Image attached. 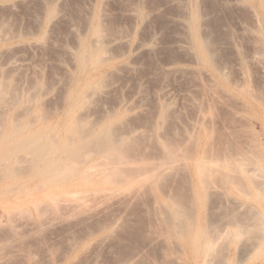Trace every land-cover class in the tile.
<instances>
[{"label":"rangeland","instance_id":"374dc122","mask_svg":"<svg viewBox=\"0 0 264 264\" xmlns=\"http://www.w3.org/2000/svg\"><path fill=\"white\" fill-rule=\"evenodd\" d=\"M11 1L13 3L14 7L12 6L13 7L12 9L11 8L5 9V6L2 7L0 9V14H2L3 12L4 13L2 14V16H0V19H4V17L5 18L7 17L6 19H8L10 17L11 18V19L9 18L10 22L6 19H4V20H6L7 23H9V25L13 23L10 26L11 28H13V25L15 24V25H17L16 27L18 28V29L17 28L16 29L21 30V28H22L21 31H23V32L24 31L25 32H27V31L28 32L29 31L35 32L36 31V29H32V27H34V25L36 26L38 21H40L43 18V16L40 15L41 14L40 11L42 10V12H43L42 14L44 15V7H42V6H45L46 2L57 5L58 7L55 6L56 12L58 11L57 8H59V10L61 11V12L59 11V13L58 12L56 13L57 17L60 15L58 17L59 19L56 18V20H55L58 23H54V25L56 24V26L55 27L53 26V30H52V28L49 30L50 33H48L49 31L47 32L49 34V35L47 34L49 37H47V36L46 37L49 40L46 41L47 40V39H45L46 37L44 38V44L42 45L43 49L42 48L38 49L37 54H36V51L33 53L30 52V54H29L30 56L27 54V52L22 53L23 55L21 54V57H23V58L30 57V58H28V61L30 59L32 60L33 59L32 57H34V60L36 63V64L34 63L35 68H36L35 70H37V71L33 72L31 70L32 74L30 73V71H28L29 75H31V76L35 75L34 78L40 80V82L43 79L42 84H43L44 88L48 84H49V86L51 85L50 88H49V86H47L48 90L46 88H45L46 90L43 89L44 91L50 90L51 92L49 94H42V96L38 100H33V102H31L33 104V106H31V113L32 114L30 112L26 113L24 116L21 115L22 116L21 118H23L24 120H31L30 118L35 117V116H33L35 114H36V117H42L43 115H45L44 118H46L48 120V122H53V121L56 122L57 120H59V118L61 119V117L63 116V113H64L63 107H61V105L60 106L58 105V103H60L59 100L61 99L60 101H62V97H61L62 93L59 91V89L61 90L62 87L64 88V87L68 86V85H66V84H69V83H67L66 78L69 81L70 80V78H68L70 76L69 72L70 73L72 72L71 63L69 62V60H67L68 57H67L65 52L67 51V48H70L71 45L74 46V44H73L74 41L71 40V37H73V39H74V34H75L74 32L76 31V28H77V30H81L80 25L82 24L81 28L84 25V17L86 18V14L90 8L89 3H90V5H91V3L93 4V2H92L93 0H66V1L63 0L61 2L59 0H53V1L52 0L51 1L50 0L49 1H45V0H15L16 3L14 0H11ZM108 1H109V3H108ZM108 1H106V3H108V7H107V5L104 4L105 1L104 0L102 1V6L104 7L103 10L107 14V16L110 17V19H113L115 21V28L121 29V30H123V29L127 30V31L123 30L125 38H126V34H127L126 39L130 38L129 41L131 43H133L134 45H136V43L141 42L140 44H143L144 49L142 51H140L139 56H138L139 53L136 55V52H132L131 54H128L124 58L125 60H123V61L125 62V64L127 63L128 67L132 66L131 67V69L133 68L132 73L128 72V69L126 68L127 69L126 72L125 71L124 72H118L117 73L118 75L115 74L113 76L117 79V80L115 79L116 80L115 82H113L114 80L111 77V80H113V81H111L110 79L109 80L111 81L112 84L109 82L110 86H107L108 88L106 87L105 93H103L102 95L99 96L100 99H102L104 96H106L108 98V101H107L106 97H104L101 100L102 102H100L99 101L100 99H98L99 97L98 98L96 97L97 101L95 99L94 104H95V102H97V104H98V105L95 104L96 109H97V107H100V109L103 107L102 109L105 111V112L103 111L105 113V115L108 113L112 114V115H118L119 116L118 121L120 120V121H124L126 123H129V124H126V123L124 124V122H119L121 126L123 124V127L125 126V128H127L131 131L121 127L120 125L118 126V128H120L119 129L120 133L123 132V135L126 137L133 135V138H134V136L136 135L137 137L134 138L135 139L134 141L136 144L140 141V140L138 141L137 138H139V139L145 138V141H144V139L141 140L144 143L140 142L142 144V147L139 146V145H141L140 143H138L139 145H137V146L134 143L135 145L134 144L133 145L136 146V148L133 145H131L130 149L131 148L132 149L131 150L128 149L126 152V153H129V151H131V152H134V151L137 152L139 150L141 151L140 153L139 152L129 153L130 155L132 154V156H129V160H133V159H135L134 157L137 156V159H135V160H136V167L138 169L134 168L135 166L133 167V169H130L131 166H129V165L132 162L134 163V161H131V162L128 161V163H129L128 167L126 165H123L124 169L120 168L122 170L119 169V172L114 173V175H116V177H117V173H118V175L119 174L121 175V173H123L125 171V169L127 168L126 171L127 170L128 171L126 173L127 174L126 176L129 177L131 175L129 178L134 177L133 180H132V178L130 179L133 181V182L131 181L132 183H134L135 178L136 179L141 178V181L138 182V185L134 184L133 185L134 187H133L132 185H129L131 182L126 183L127 180L124 182H121L120 179H119V181H117V178H120V176L116 178L113 175V178H115V180L117 182H115V180L113 178H111L112 176H110L111 181L112 180H114V181H112V182L107 181L106 184L99 185V188H98V186L95 187L92 184L86 185L87 183H85L86 186L84 184H77V183L70 185L67 188L66 192H62V195L60 193L59 194L60 197L58 196L55 199V201H57V202L61 201V202H64V204L58 205V204H55L56 203L55 201H54L55 203L53 201H52L53 202L52 203L49 200L46 201V199L44 197L47 195L48 191H40V192H38V195H39L38 198L39 199L37 201V204L41 205L42 204L41 201L43 200V203L44 202L47 203V204L45 203L44 206L42 204L41 207L38 208V206L36 204L37 207L34 208L35 205H33V207H32V205H30V206H27L24 208V209L27 208L26 211H22V212L20 210H19L20 211L19 212L18 209L15 208L17 210V212L15 214H13V212L11 211V213L14 216H11L10 212L2 211V209H0V264H188L189 258H187L188 257L187 255H188L189 249H188V247H186V243H185L186 240L184 241L183 239L189 240L192 237L193 233L194 234L196 233V231L198 229V225L196 224L197 223V217H198L199 210H200L198 207V204H197V200H196V191L194 190L195 189L194 186H196V182H197V178H196L197 173L194 172L193 168L191 167V165L193 163L194 156L196 154H198V152L200 154L206 153L207 149L205 150V148H208L207 147L208 145H206V144H208V142H209V148H208L209 156L206 155L205 157H207V156L208 157L205 158L203 155L205 160H207L206 162H208V163L211 161L210 159H212V158H216V159L218 158L220 161H222V163L226 159L229 160L232 158L233 159L234 158H244V156H247L248 158H252V157H249L248 155H251V153L254 152L255 154L252 153L253 154L252 156H254V155L256 156L257 148L259 149L261 147V144L258 143V141H256L259 138V136L261 135V132H259V136L257 135L258 138H256L257 136L255 134H257V132H258L257 129L253 128V126H251V124H249L250 120H249V122H247V124L245 123L246 121L243 120V118L245 119L244 116H248V115H247V112H245L246 110H244L245 108H244V106H242L241 101L239 100V102H237L238 100L236 99L235 96L229 98L227 95H225V97H224L223 96L224 93L225 94L229 93V92L228 93L225 92V90L227 91V89L225 87H223L224 90L222 89V87H219V89L221 88L224 91V93H223L222 90L221 91L219 90V92H217L218 91L217 90L218 88L216 89L217 86H214L215 88H213L212 85H210L211 87L208 86L207 82H208V84H214V82H212L210 80L205 81V79L209 77L208 75H207L208 77H206V78L202 75L203 73H201V75H199V76L197 75L200 72L197 70L198 66L192 60L190 61L189 53L185 49H184L185 50L184 51L183 48L180 45H178V43L180 44L183 39L185 41V34H184L185 31H184V28L181 27L182 23L180 25L181 18L179 16L180 13L178 14V12H181V11L179 9V6L172 4V2L175 0H173V1L171 0V2H170V0L169 1L168 0H139V1L138 0H119V1L118 0H108ZM142 1L144 2V4H142ZM43 2H44V4H43ZM57 2H58V4H57ZM138 2L141 3V6L143 5L142 7H144V5H145V7H144L146 10L145 13H147V15H148L145 22L143 21L144 23L143 22L142 23H136V21L134 19H131V21H130V19H128L129 13H131V10L135 9L134 7H137ZM1 3H6V0H0V4ZM174 3L176 4V2H174ZM133 4H136V5H133ZM87 6H89V7H87ZM124 6H126V7H124ZM127 7L129 9L130 8H132V9L128 10ZM177 8H178V10H177ZM3 9H5V10H3ZM9 9H11V10H9ZM84 9H85V11H84ZM86 10H87V12H86ZM219 13H220V15L217 13H216V15L221 16L223 14L222 12H219ZM4 14H6V16ZM39 15L41 16L40 19H39ZM83 15H85V16H83ZM212 15H214V13L211 14V17H213V18L212 19L210 18L211 20L208 19L209 20L208 23H210L209 26L211 24H214V22H215V26L216 27L218 26V28H216L214 25H212L213 29L210 26L212 31L210 29H209V31L214 32V33L215 32L217 33V31H219V33H220L222 26L218 23L219 22L223 23V21L224 22L227 21L228 19L227 20H225V19L229 18L230 14H228L226 17H219V16L215 17L216 15L215 16H212ZM218 17L221 18L220 21L218 20L219 19ZM129 18H131V17H129ZM222 18H225V19L223 20ZM34 19H35V23L33 24ZM79 19L80 20L83 19V21H80ZM116 20H118V22ZM178 20H179V23L177 22ZM221 20H223V21H221ZM212 21H214V22L212 23ZM134 22L136 25L133 24ZM127 23L129 24V26ZM145 23H146V25H145ZM75 25H76V28L74 27ZM219 25H220V27H219ZM128 27H129V30H128ZM132 27L135 29L133 30ZM140 27H141V29H140ZM28 28H29V30H28ZM72 28H73V30L71 32ZM13 29L15 30V28H13ZM130 29H132L131 30L132 32H129ZM214 29H217V31H215ZM225 29L226 30L223 29V31H225L224 33H220L221 38H219L220 37L219 33H218L219 36L217 34H215V35H217L216 41H218V42L220 41L219 43H221L223 41V40H221V39H223L222 37H226V35H225L226 32H227L226 33L227 35H230L229 33H231V30H228L229 31L228 32L226 27H225ZM223 31H221V32H223ZM44 32H45L44 30L42 32H37V33L35 32V38H37V39L41 38L45 34ZM214 33H211V34H213L212 35L213 38H215ZM72 34H73V36H72ZM128 36H130V37H128ZM225 40H226V38H225ZM71 41H73V42H71ZM184 41H182L181 44H183ZM46 42L50 43V44L48 43L49 46L46 44ZM176 42H177V44H176ZM65 44H67V48H66ZM176 45H178V46H176ZM44 46L45 47L47 46V47L45 48ZM73 46L71 48H73ZM180 47L182 49H180ZM223 47L225 48V51H221L222 54H223V52L224 53L228 52L226 49H229V51H230V48L228 46L225 47V45H224L221 48L223 49ZM65 48H66V50H64ZM146 48H148V49L145 50ZM222 49H220V50H222ZM220 50L218 52H220ZM186 52L188 54H186ZM221 52L217 54V56H218V58H220V60L224 59V61H226L229 64L228 61H230L231 59L232 60L234 59L233 61L237 65L236 54H235V56L233 55L234 52L232 54H231V52L226 53V55H228V54L233 55V56H231L232 57L231 59L228 57L230 55L225 56L224 54H223V57H225V58L221 59V57H220L222 55ZM233 57H235V58H233ZM188 59H189V61H188ZM34 60H32V61H34ZM61 60H63V61H61ZM123 61H122V63H124ZM62 62L64 65L62 64ZM232 62H231V64H232ZM234 63L232 65V67L235 66L234 71L235 72L239 71V69L235 70V68H239V67H236V65ZM231 64H229L230 69H232ZM174 66H175V68L176 67L182 68L183 71H185L184 69H187L185 71V77L186 78L184 77V72L182 70H181V73L179 72L180 74L178 72L177 73L173 72L172 69L174 68ZM188 68H189V70L191 68V70L189 71ZM254 68L252 69V71L255 70L254 73L250 70V72H249L250 76H249V73H246L244 78L241 76L242 74L240 72L235 73L233 71L231 73H234V74H232V76L234 78H237L235 76L238 73L241 74L240 76L243 78V79L242 78L241 79L246 82L248 88L251 89V87H252V89L253 88L256 89L257 92H259L261 90L260 91V93H261L263 91L262 85H264L263 84L264 83L263 78L261 77L260 71H258L257 68H256L257 70ZM195 69H196L197 74L195 72ZM167 70H169V71H167ZM39 72L41 73V74H39V76H41V77L38 78L37 75ZM65 72H67L68 76L66 75ZM125 73H126V75H124ZM239 74L237 75L238 77H239ZM29 75H27L28 77L27 76L25 77L26 80L31 78V76L29 78ZM119 75H120V77H119ZM121 75H123V76H121ZM249 77H250V79H249ZM34 78L32 77L31 79H34ZM261 80L263 83L261 82ZM44 81L47 82L46 85H45ZM203 81H204V84H203ZM28 82L30 83L31 81L30 80H28L27 82L24 81V85H22V87H20L21 88L20 91L24 90L23 87L26 88L25 89L26 92H25V90L23 91V93L25 92V94H27V93L30 94V92H29L30 89L27 90V88L31 84L28 85ZM205 82H206V84H205ZM26 83H27L28 87H27ZM62 83H66V84H64L66 86H63ZM250 83H252V85ZM117 84L120 86H118ZM175 84H177V85H175ZM203 85H207V88H206V86H203ZM58 86H60L61 88ZM202 86H203L204 90H203V88L200 89V87H202ZM56 87L58 88L59 92H56L57 89L55 91ZM134 87H136V88H134ZM190 87L192 88V90ZM63 88H62V90H63ZM210 88L215 89L216 93L214 92L213 89H212L213 92L212 91L209 92L208 89H210ZM117 89H118V91H116ZM114 90L116 91V94H114L115 93ZM205 90H207L206 92L209 93V94L207 93V96L210 95V93H212V95L214 94V96L216 94V97L214 98V96H212V98H211V95H210V98L207 100L206 98H208L209 96L207 97V96H205L206 94H204L205 97H203V93H205ZM200 91H201V93H200ZM107 92H109V95L107 94ZM220 92L223 94L222 97L220 95L221 94ZM55 93H56V95H57V93H58V95L61 93L60 94L61 98L60 97L58 98V95L53 97V95H55ZM200 94L202 95L203 99H202ZM48 95H50L52 98L50 97L48 99V97H49ZM112 95H113V97H112ZM101 96H103V97L101 98ZM109 96H111V97L109 98ZM160 96H161V99H160ZM198 96L201 97V99L199 97V102L197 100ZM217 96L219 97L220 100L217 98ZM229 96H232V95L230 94ZM55 97H57V99ZM30 98H32V96ZM46 98L48 100H51V101L47 102ZM213 98H214V100L217 99V100H215L216 102L213 100ZM231 98H233V99H231ZM52 99H53V101H52ZM165 99L168 102H172V108L173 109L172 110L170 109L171 111H168L169 113H171V114H169L170 116L167 114V117L164 120L166 122L164 123V121H163V123L159 127V123L157 121V112H156L157 109L155 106V105H157V103L155 104L154 102L165 101ZM189 99H190V101H189ZM44 100L47 103H45ZM54 100H55V102H54ZM104 100L109 102V105H107V102L106 101L104 102ZM144 100H146V101L144 102ZM202 100H204V102ZM196 101L198 103H196ZM208 101L210 102L209 103L210 105H208V104H206V105H207V107L208 106L211 107V108L210 107L209 108L213 111V113H211L212 111H210L209 108L206 109L207 107H205V103ZM43 102L45 103V106L43 105L44 104ZM50 102H52V104ZM98 102H100V103H98ZM143 102H144V105H141V103H143ZM200 102L204 103V106L203 105L201 106L202 109L199 107ZM145 103H146V105H145ZM53 104H54V107H52ZM115 104H116V106L114 107ZM139 104L141 105L140 107L138 106ZM194 104L196 106H198V108H200L201 110L200 109L196 110L198 108ZM197 104H199V105H197ZM37 105L40 107H38ZM56 105H58L62 109L57 107ZM122 105H123V107H122L123 109L121 108ZM129 105H131L130 108L132 107V109H129V107H128ZM135 105H137V106H135ZM107 106H110V107L112 106V107H111V109L108 110ZM50 107H52L54 109L53 113H51L50 109L51 110H53V109ZM203 107H205V108L203 109ZM57 108L59 110H57ZM95 108H94V106H92L90 108V109H92V114L90 113L91 110L89 112L91 115L90 114L88 115V113L86 112L88 119H90V120L92 119L93 121H94V118L98 119L99 118L98 116L104 115V113L102 111H100L101 114L98 112L96 113V111H99V108H98V110H96ZM240 108L242 110H240ZM120 109H122V111ZM143 109H145V110H143ZM179 109L181 110L182 113L180 112ZM205 109H206V111H205ZM41 110H43V112H42L43 115L41 113ZM44 110H45V112H44ZM46 110H49V111H46ZM150 111H152V112H150ZM17 112L20 113L21 110L19 109V110H17ZM173 112L175 113V115ZM203 112H204V116L208 117V119L210 120V122L208 121L209 123L208 122L202 123ZM206 112L211 113L212 118H210L209 113H208V115H206ZM40 113L42 116L40 115ZM44 113H49V115L44 114ZM56 113H58V114H56ZM102 113H103V115H102ZM55 114H56V116H55ZM98 114H100V115H98ZM94 115L95 116L98 115V116L95 117ZM241 115L243 118L241 117ZM49 116H50V118H49ZM123 116H125V118H121ZM127 116L132 118V121L129 117H128L127 121H125L124 119H126ZM174 118H175V120H174ZM167 119H168L169 123H168ZM248 119L249 118H247L245 120L248 121ZM174 121L178 122V124L174 123ZM131 122H132V124H131ZM197 122L199 124H197ZM206 123L210 127L211 133L209 132V127L205 126ZM193 124H195V125L197 124V127H195V125H193ZM153 126L156 127L155 132L153 131L154 130ZM152 127H153V129H152ZM168 127H169V129H168ZM205 127H207L208 130ZM163 129L166 132H162V131H164ZM199 129H200V131H199ZM160 130L162 133L160 132ZM128 131H129V133H127ZM255 131H257V132H255ZM124 132H126V133H124ZM195 132H196V134H194ZM212 132H214V133H212ZM151 133L154 134V137H153V134H151ZM149 134L152 136H150ZM160 134H163L162 136L169 139V140H167L163 137L161 138ZM211 134H213V136ZM155 135L158 137H156ZM174 135H176L177 137ZM190 135L196 136V139L194 140L193 146H192L193 141L189 140L190 138H192V136L190 137ZM202 135L203 136L205 135L208 138H205V136H204V140L202 138V141H200V137ZM209 135H211L213 137L212 138L210 136L212 138V140L209 139ZM171 136H172V138H170ZM183 136H186L187 138L183 137ZM254 136H256L255 137L256 140H255ZM173 137H175V138L173 139ZM194 137L192 139H194ZM136 139H137V141H136ZM163 139H164V142H166V143H167V141L172 140L171 141L172 146L173 147H175V145L177 146L175 148L178 152H176V153L173 152L176 155L180 154L179 151L185 152V153L184 152L181 153L182 157L179 156L180 159L183 161L180 162V159L177 157L178 156L177 155L176 158L178 159V161H177L178 163L175 162L176 166L175 165H173V167L171 166L172 168H168L169 170H166V169H167V167H170V164L166 165V166H164L163 164L164 163L166 164L167 161L169 163L170 160H166V158H164V157L162 158L160 156L162 150L159 151L160 148L166 150V148L164 146L165 144L162 142ZM178 139H180V142ZM206 139L211 140V142L206 140ZM253 139L255 140L256 144H254ZM149 140L150 141L152 140L153 142L152 141L151 142L154 144L152 145ZM173 140H174V143H173ZM205 140H206V143H205ZM213 140H214V142H213ZM158 141H160V143H162V144L161 145L158 144ZM156 142H157V144H156ZM168 143H170V142H168ZM197 143H200L201 145L202 144L203 145L199 146V145H197ZM204 143H205V145H204ZM177 144L179 145L180 148L182 147L183 149L182 148L180 149ZM210 144H212V145L210 146ZM168 145L170 146V144H168ZM168 145H166L167 148H169ZM172 146H170L171 147L170 150L172 149ZM252 146H254V147L258 146V147L252 149ZM149 147L152 149H150ZM155 147H159V149H157ZM201 147H205V148L203 149ZM175 148H173L172 150H174ZM191 148H194V149H192L193 155H192V158H190V157L188 158L185 154L186 153L191 154V151H190ZM133 149H135V150H133ZM248 149L249 150L252 149L251 150L252 152L251 151L247 152ZM253 150H255V151H253ZM202 151H205V152H202ZM242 151H243V153L246 151L249 154H247L245 152L246 154L244 153V155L241 156V154H243V153H241ZM138 153L140 154V156ZM238 153H239V155H238ZM162 155L165 156V152ZM229 155H232V156H230L231 158L229 157ZM234 155H236V156L233 157ZM126 156H127V154L124 157H126ZM209 157H210V159H208ZM161 159H164V161ZM190 159H191V161H190ZM216 159H214V161L216 162L215 164H218L219 160H216ZM222 159L223 160L225 159V160L223 161ZM126 160H128V156H127ZM227 160H226V162H227ZM214 161H211L212 164L210 163L211 164L210 166H213ZM125 163H127V161ZM155 163H157L156 166L161 165V168L159 167V169H162V168H164V169L159 170V172H157L158 171L157 170L155 172V175L153 174L154 176L157 177V178H154L155 180H152L154 177L153 176V177H151L152 179H150L149 183L146 184V181H145L144 184H140L144 180V177L146 179H148L149 178L148 175L150 176V174H151V176H152V173H154L153 172L154 169L155 170L158 169L154 165ZM172 163L173 162H171V165H172ZM165 167H166V169H165ZM215 167H216V165H215ZM128 168L131 170V172L135 171V170L136 171L128 174V172L130 171ZM209 168L211 171V167H208V169ZM164 170H166V171L163 172ZM259 170H261V169H259ZM210 171H208V172H210ZM261 171H259L257 173V174H259L260 178H258V176H257V179H256V181L260 182L257 184H261L258 187L259 190H262L264 188L263 187L264 185L262 184L263 182L261 183V181L259 180L262 177V181H264L263 180L264 170H263V172H261ZM125 172L122 174L123 177L125 176L124 175ZM156 173H158V175H156ZM160 173H162V174H160ZM260 175H262V176H260ZM123 177H121V179ZM128 177H126L125 179H127ZM142 177H143V179H142ZM111 183H113V184H111ZM123 183H125V186H128V185L130 187L132 186L131 187L132 189L131 188L128 189L127 187L124 186ZM152 183H154L155 185L154 184L152 185ZM126 184H128V185H126ZM218 184H221V183H219V180H218ZM101 187H102V189H101ZM86 188H87V190H86ZM81 189L84 191H82ZM88 189L90 190V192H88L89 191ZM79 190H81V191H79ZM93 190H95V192ZM96 190L98 192H96ZM219 190H221V188L218 189V193L214 192L215 194L214 195L212 194V197L210 199V201L214 202L216 205H215V213L213 215L215 217L212 216L213 218H210L214 224L211 221H210L211 223H209V224H211V226H215V228L219 227V226H220V228H222L223 224H226V221L229 222V221H231V219L238 218V217L240 219V216H241V219H243V217H244V220L247 219L248 223L251 222V224H253V226L250 224L248 226H250V228H251V226H252V228L254 227L253 229L251 228L253 232H251L250 229H247L249 234L254 233L253 236H252V234H250V235L246 234L244 239L245 238L246 239L251 238V236H252L253 240H252V238H251V240L253 242H255V240H256V242L253 244V242L250 239H248L250 241V242L248 241V243H247V240L246 241L244 240V242L247 243V246H245V243L243 241H242L243 243L241 242V244H244L241 249L246 251L245 252L242 250L243 256L246 254L249 257V259L247 261H245L244 263L239 262L241 260H239V257L237 255L228 257L226 252H225L224 246L221 247L222 249L219 248L220 247L219 246L218 247L219 252L221 250V252L222 251H223V253L225 252V255H223V253H221V252L219 254H221V257L222 256H226V257H223V259H222V258H220L219 254H217L218 258H220L221 263H218L220 261H218L219 259H217V257H215V259H217V261H218L217 262L215 260L216 261L215 264L216 263L222 264L225 262V261L223 262V260H226V262H227L224 264H234V263L235 264H238V263L239 264H260L261 261H262L261 264H264V242H263L264 233L262 232L261 227H258V225L260 226V224H259V221L255 218L256 217L255 210H254L255 207H253L250 204V203L257 204V203H255L256 201H254V202L251 201V199H253L254 197L252 198L251 194L247 196V193L241 195L240 199H242L243 201H248V204L240 207L239 202L233 203L232 201L224 200L223 196H225V198H226L228 195L226 193L225 194L227 196L223 195V190H221V191H219ZM256 190H257V188L255 189L254 187H252L250 192L253 191V193H255ZM216 191H217V189H216ZM219 192L222 196L216 195V194H219ZM65 193H67V194L69 193V194L65 195L66 196L65 197L64 196ZM255 194H256L255 200L264 201V195H260V193H258V195H257V192ZM261 194H264V189H263V193L261 192ZM60 199H62V200H60ZM168 199L169 200L172 199L173 201L169 202ZM191 199H193V200H191ZM69 201L72 203L70 204ZM73 201H76V202H73ZM65 202H68V203H65ZM171 202H173V204ZM174 203H176L175 205L179 204L178 205L179 208L177 206H176V208H174L175 207ZM210 204H212V203H210ZM46 205H48V206H46ZM52 206L54 208H52ZM171 206H173V207L171 208ZM177 209H179L178 210L179 212H177ZM12 210H14V209H12ZM171 210H172V212L173 211H175V212L172 213ZM183 211H185V212H183ZM7 213L10 215L8 216ZM175 213H176L177 217L178 216L180 217L181 221H180V219H178L179 217L178 218L175 217ZM181 213H183L184 217H182ZM192 213L194 214V216H192L193 215ZM185 215H187L190 219H192L191 217H193V222H191L192 220L190 221V219H188V217L186 218ZM230 215L233 216V218H231ZM10 216H11V218H9ZM235 216H238V217H235ZM177 219H178V221H177ZM247 220H246V222H247ZM255 223H256V225H255ZM191 225H192V227H191ZM255 226H257L258 229L260 228V232H262V234L259 232V230ZM180 229H186V230L188 229V230L187 231L183 230V233H182V231H180ZM205 230L209 231L207 228H205ZM178 231H180L182 233V235H179L178 233H180V232H178ZM185 232L188 233V234L186 233V236L184 235ZM257 232H259L258 233L259 237L257 236L258 239H256V236L254 238V235H256ZM187 235H188V237H187ZM248 236H250V237H248ZM182 242H184V244ZM261 242H262V244H261ZM256 243H257V245H256ZM185 248H187V249H185ZM185 251L186 252L188 251V252L186 253ZM244 252H245V254H244ZM248 252H249V254H247ZM258 254H261L260 257L257 258L255 262L249 263L250 260L252 258L256 257ZM231 259L233 260V263H232ZM235 261L236 262L238 261V263H236Z\"/></svg>","mask_w":264,"mask_h":264},{"label":"bare ground","instance_id":"6f19581e","mask_svg":"<svg viewBox=\"0 0 264 264\" xmlns=\"http://www.w3.org/2000/svg\"><path fill=\"white\" fill-rule=\"evenodd\" d=\"M45 1H49V0H45ZM59 1L61 2L63 0H59ZM102 1L103 0H93L92 1L93 4L91 3V5H90V3H89L90 8H89L88 12L86 10L87 14H86V18L84 17V25L82 26V28H81L82 24L80 23L81 24L80 25L81 30H77L76 25L74 26L76 28V31L74 32L75 33L74 39H73V37H71V40L74 41V42L71 41V42H73L74 46L71 45L70 48H67V44H65L67 51L66 52L64 51V52L66 53V55L68 57V58L66 57L67 60H69V62L71 63L72 72L71 73L69 72L70 76L68 78H70V80H69L70 82L66 78V81L69 84L62 83L63 86H66V85H68V86H66L64 88L62 87L63 90L60 86H58L62 90L61 91L59 89V91L62 93V94L60 93L62 95L61 96L62 101H60L61 100L60 99L59 100L60 103H58V105L59 106L61 105V107H63L64 113H63V116L61 117V119L59 118V120H57V121L55 120L56 122H54V121L48 122V120L46 118H44L45 115H43V113H42L43 110H41V113L43 116L40 113V115L42 117H36V114H35V115H33L35 117L30 118L31 120H24L23 118H21L26 113H29V112L31 113V106H33V104L31 102H33V100H38L42 96V94H49L51 92L50 90L44 91L48 88L47 86H49V84L45 87L46 88L45 89L43 87V84H42L43 79L40 82V80L34 78L35 75L31 76L28 73V71H30V73H31V70L33 72L37 71V70H35L36 69L35 68L36 63H35L34 57H32L33 58L32 60H34V61H32L31 59L28 61V58H30V57L23 58V57H21V54L24 52L25 53L27 52V54L29 55L30 52L33 53L35 51L37 54L38 49L43 47L42 45L44 44V38L46 36L49 37L48 36L49 35L48 33H50L49 30L51 28L53 30V26L54 27L56 26V24L54 25V23H58L55 20H56V18H58L60 16L59 15L57 17V15H56V13L57 12L59 13V11H60L59 8H57L58 11L56 12L55 6H57V5L51 4L49 2H48L49 4L46 2L45 3L46 5L42 6V7H44V15L42 14L43 13L42 10L40 11L41 12L40 15H42L43 18L40 21H38L36 26L35 25H34V27L31 26L32 29H36V31H35L36 33L42 32L43 30L45 31L44 32L45 34L41 38H38V39L35 38V32L34 31L33 32H30V31L25 32L24 31L23 32V31H21L22 28H21V30H17L18 28L16 27L17 25H15V24H14L15 26L13 25V28H15V30L13 28H11L10 26L13 23L9 25V23H7V21H6V20L9 21L10 17L8 19H6L7 17L5 18L3 16L4 19H6V20L0 19V209H2V211L10 212L11 216H14L13 214H15L17 212L16 209H18V211L20 210L22 212V211H26L27 208L26 209H24V208L27 206H30V205H32V207H33V205H35L34 208H36L37 206L39 208V207H41L42 204L44 206L46 202L43 203V200L41 201L42 202L41 205L37 204V201L39 199L38 198V196H39L38 192H40V191H48L47 195L44 198L46 199V201L49 200L51 202L52 201L54 202L58 196L60 197V195H59L60 193L62 195V192H66L67 188L70 185H73L75 183L84 184V185H85V183H87L86 185L92 184L95 187L98 186V188H99V185L106 184L107 181L108 182L114 181L115 180V178H113L114 173L119 172V169L123 168V165H126L128 167V165H129L128 161L129 162L134 161V163L132 162L133 164L130 163V165H129V166H131L130 169H133L134 166H135L134 168L138 169L136 167V160H135V159H137V156L136 157L133 156L135 159L129 160V156H132V154L130 155L129 153H134L136 151H134V152L129 151V153H126L127 150L130 149V146L135 143L134 138L137 136L135 135L133 138V135L132 136L128 135L129 137H126L123 135V132L120 133V131H119L120 128H118V126L120 125L119 122H124V121H120V120L118 121V118H119L118 115H112L109 113L105 115V113H104L105 111L102 109L103 108L102 106H101L102 110L100 109V107H97V109L95 108L96 107L95 104L96 105H98V104H97V102H95V104H94V101H95V99L97 101V98L100 95H102L103 93H105L106 87L110 86L109 84L111 83V81L114 80L113 82H115L117 80L115 77H113L115 74H117L118 72H124V71L126 72L127 69H128V72L132 73V69H133V68L131 69L132 66L128 67L127 63L125 64V62L123 60H125L124 58L128 54H131L132 52H136V55L139 53L138 54V56H139L140 51H142L144 49V47H143V44H140L141 42L136 43V45H134L133 43H131L129 41L130 38L126 39L127 34H126V38H125L123 30L124 31H127V30H125V29L121 30V29L115 28V21L113 19H110V17H108L107 14L105 13V11L103 10L104 7L102 6ZM104 1H105L104 4L107 5V7H108L109 1L108 0H104ZM106 1H108V3H106ZM140 2H138L137 7L133 6L135 9L131 10V13H129V17H131V18L128 17V19H130V21H131V19H134L136 21V23H142L143 21L145 22L146 18L148 17L147 13H145L146 12V10L144 8L145 5H144V7H142L143 5L141 6ZM170 2H171V0H170ZM174 2H176V4ZM15 3H16V1H15ZM43 4H44V2H43ZM57 4H58V2H57ZM136 4H133V5H136ZM142 4H144L143 1H142ZM172 4L179 6V9L181 12H178V11L177 12H178V14L180 13L179 14V16L181 18L180 25L182 23L181 27L184 28V31H185V33H184L185 34V41L183 39L182 41H184V43L181 44L182 41L180 40L181 43L180 44L178 43V45H180L183 48V50L185 49L189 53L190 61L192 60L198 66L197 70L200 72H199V74H197L196 69H195L196 74L199 76V75H201V73H203L202 75L205 78L209 76L210 78L209 77L206 78L205 81L210 80V81L214 82V84H208V82H207V85L208 86L212 85L213 88H215L214 86H217L216 87V89L218 88L217 89L218 91L216 90L217 92H219V90L221 91L223 89V87H225L227 89V91L225 90V92H227V93L229 92L232 95V96H229L230 95L229 93H228L229 95L225 94L223 91L224 89H223L222 92L224 93V95L220 92L221 97H222V95L224 97H225V95H227L229 98L235 96L236 99L238 100L237 102H239V100H240L242 103V106H244V108H245L244 110H246L245 112H247V115H248V116H244V115L243 116L245 117V119H247V118H249V119L247 121L242 117V115H241V117L243 118L244 121H246L245 122L246 124L250 120L249 124H251V126H253V128L257 129V131H258V132L255 131V132H257V134H255L256 136L257 135L259 136V132H261V135L259 136V138H258V136L257 137L254 136V138L255 137L258 138L257 140L255 138V140L261 144V147L259 149L258 148H257V150L255 149L256 150V156L255 155L252 156L253 155L252 153H254V152H252L251 150L258 147V146H256V147L252 146L251 150H249V149L247 150V152L248 151L252 152L251 155H248L249 157H252V158H248L247 156H244V158H234V159L232 158L229 160H227L225 158L227 160V162L225 159H224L225 161L222 159L224 161L222 163V161H220L218 158L217 159L212 158L213 159L212 160L209 157L208 159H210L211 161H214V159H216V160H219V162H220V163L218 162V164H215L216 162L214 161L213 166H210L212 164V162L210 161L208 163V162H206L207 160H205V158H207L209 156V154H208L209 153L208 152L209 142H208V144H206V145H208L207 146L208 148H205L206 146L201 147L203 149L205 148V150L207 149L206 153L200 154L198 152V154H196L194 156L193 163H192L191 167L193 168L194 172L197 173V177H196L197 182H196V186H194L195 187L194 190L196 191V200H197V204H198V207L200 210H199V214L197 217V223L196 224L198 225V229H197L196 233L195 234L193 233L192 237L189 240L183 239L184 241L186 240V242H185L186 247H188V249H189V252L187 251L188 252L187 258H189L188 264H215L217 259H219L218 261H220V258L223 259V257H226V256L221 257V254H219L221 252V250L219 252L218 249L223 247V246L225 248V252H226L228 257L237 255L239 257V260H241L239 262L244 263L245 261H247L249 259V257H248V255L245 254L246 251L241 249L242 246L244 245V244H241V242L242 241L244 242V240L245 241L247 240V243H248V241H249L248 239L251 240L254 233H250V234H252L251 238H248V239L245 238L244 239V237L246 236V234H249L247 229H250V231L253 232L252 231V229L254 228V227L252 228L253 224H251V222L248 223L247 219H246L247 220V222H246V220H244V217H243V219H241V216H240V219L238 216H235L238 218H233V216H231L232 215L231 214L230 216L233 219L230 218L231 221H229V222L226 221V224H223L222 228H220V226L216 227V228H215V226H211V224H209L212 222V220L210 218L215 217L213 215L215 213V205L216 204L214 202H211L210 199L212 197V194L214 195L215 194L214 192L218 193V189L221 188V190H223V195H226V194L228 195V196L226 195L227 199L225 198V196H223L224 200L232 201L233 203L239 202V206L241 207V206H245L248 204V201H243L242 199H240L241 195L247 193V196H248L251 194L252 198L254 197L253 199H251V201L252 202L256 201L255 203H257V204H253V203H250V204L253 207H255L254 208L255 214H256L255 218L259 221V224H260V226L258 225V227H261V230L264 233V201L255 200L256 199V197H255L256 192H257V195H258V193H260V195H264V194H261V192L263 193V189H264L263 188L264 187L263 186L264 181H262V177H261V179H259L261 181V183L263 182L262 183L263 187L261 186L263 188L262 190L258 189V187L261 184H257L260 182L256 181L257 176H258V178H260L259 174H257V173L261 170H262L261 172H263V170H264V85H262L263 87L261 86L263 88L262 89L263 91L260 93L261 90L259 92H257L256 89L253 88L255 90L254 91L251 86H250L251 89L248 88L246 82L244 80H242L244 78L245 74L249 73L250 70L252 71V69L255 67L254 69L257 68L258 71H260L261 77L263 78V82H264V0H175L172 2ZM4 6H5V9L6 8L12 9L14 7L11 0H6V3H1L0 9ZM89 6H87V7H89ZM124 7H126V6H124ZM5 9H3V10H5ZM11 9H9V10H11ZM130 9H132V8H130ZM130 9L128 8V10H130ZM177 10H178V8H177ZM84 11H85V9H84ZM219 12H222L223 14L222 13L221 14L223 16L222 15L219 16L220 15ZM212 13H214V15H212V16H215L216 13L219 14V15H216L215 17H217V16L226 17L228 14H230L229 18H226V19L222 18L223 20L228 19L227 21L224 22L223 20H221V21H223V23H220V22L218 23L222 26L221 31H223V29L226 30L225 27L227 28V31L231 30V33H229L230 35H227L226 34L227 32L225 33L226 37H222L223 39H221V40H223V41L221 43H219L220 41L219 42L216 41V39H217L216 36L218 35L219 31H217V29H214L215 31H217V33L211 32L212 30H211L210 26L211 27H212V25L215 26V22L212 21V23L214 22V24H211L210 26H209L210 23H208V21H209L208 19L213 18V17H211ZM2 14H0V16H2ZM4 15L6 16V14H4ZM40 15H39V19L41 17ZM83 16H85V15H83ZM220 19L221 18H219L218 20L220 21ZM118 20H116V21L118 22ZM80 21H83V19ZM177 22L179 23V20ZM34 23H35V19H34L33 24ZM133 24H135V22ZM145 25H146V23H145ZM220 25H219V27H220ZM128 26H129V24H128ZM29 28H28V30H29ZM216 28H218V26ZM134 29L135 28H133V30ZM140 29H141V27H140ZM209 29L211 31H209ZM212 29H213V27H212ZM72 30H73V28L71 29V32H72ZM128 30H129V27H128ZM131 30L132 29H130L129 32H132ZM221 31H220V33L225 32V31H223V32H221ZM211 33H214V35L217 34L214 36L215 38L212 37L213 34H211ZM220 33H219V35H220ZM72 36H73V34H72ZM47 37L45 39H47ZM128 37H130V36H128ZM219 38H221V35ZM225 38H226V40H225ZM48 40L49 39H47L46 41H48ZM48 43L49 42H46V44L49 46L50 43L49 44ZM176 44H177V42H176ZM178 45H176V46H178ZM224 45H225V47L228 46L230 48V51H229V49H226L229 53L231 52V54H232L234 52L233 53L234 56L236 54L237 65L234 63V61H233L234 59L233 60L231 59L232 58L231 56H233V55L228 54V55H230V56H228V55H226V53H228V52H226V53L223 52V54L225 56H228L233 61L232 62L231 60L230 61L227 60L229 62V64H231V62H232V64H231L232 69H230L229 68L230 65L226 61H224V59H222V58H225V57H223V54L221 52V51H225L224 47H223V49L221 48ZM72 46H73V48H71ZM181 47H180V49H182ZM66 48L64 50H66ZM147 49L148 48H146L145 50H147ZM220 49H222V50H220ZM219 50L222 54L220 56L222 60H220V58H218V56H217V54L220 53V52H218ZM187 52H186V54H188ZM233 58H235V57H233ZM61 61H63V60H61ZM122 61L124 63H122ZM188 61H189V59H188ZM233 63L236 65V67H239V68H235V70L239 69V71H236V72H240L242 74L241 75L238 73L240 78L237 76L238 74L235 76L237 78H234L232 76V74H234V73H231V72L234 71V67H235V66L232 67ZM62 64H63V62H62ZM172 70H173V72H176V73L180 72L181 73L182 68H177V67L175 68V66H174V68ZM184 70L186 71L187 69H184ZM188 70H189V68H188ZM190 70H191V68H190ZM167 71H169V70H167ZM185 71H183L184 77H185ZM254 71L255 70H253L252 72L254 73ZM65 73L68 76L67 72H65ZM26 74L29 75V78H30V76H31V78L32 77L34 78V79H31V78L28 79L27 78L28 80L31 81L30 83L28 82V85L31 84V85H29L30 88L28 87V85L26 83V85L28 87L27 90L30 89L29 90L30 94H28V93L25 94V92H26L25 87H23L25 90L24 93H23V91H24L23 89H22L23 91H20L21 90L20 87H22V85H24V81H26V82L28 81L25 78L27 76ZM39 74H41V73L40 72L38 73V75H37L38 78L41 77V76H39ZM124 75H126V73ZM121 76H123V75H121ZM249 76H250V73H249ZM111 77L113 80H111ZM119 77H120V75H119ZM249 79H250V77H249ZM261 82H262V80H261ZM46 83L47 82H45V85H46ZM64 84H66V85H64ZM203 84H204V81H203ZM205 84H206V82H205ZM250 84L252 85V83H250ZM175 85H177V84H175ZM207 85H203V86H206V88H207ZM118 86H120V85H118ZM203 86L200 87V89H202ZM50 87H51V85L49 86V88ZM219 87H222V89L221 88L219 89ZM134 88H136V87H134ZM213 88L208 89L209 92L212 91ZM56 89H57V91H56ZM191 90H192V88H191ZM203 90H204V88H203ZM213 90L215 92V89H213ZM55 91L59 92L57 87L55 88ZM116 91H118V89ZM116 91L114 90L115 93L114 92L113 93L116 94ZM201 91H200V93H201ZM206 91L207 90H205V93H203V97L207 96L208 92H206ZM60 94L58 95V93H57L58 98L60 97ZM107 94L109 95V92H107ZM204 94H206V95L204 96ZM57 95L55 93V95H53V97L57 96ZM210 95H211V98H212V96H214V94L212 95V93H210ZM210 95H208L209 97L207 96L208 97V98H206L207 100L210 98ZM31 96H32V98H30ZM48 96H49L48 97V99H49L51 96L50 95H48ZM102 97L103 96H101V98ZM104 97H106V96H104ZM110 97L111 96H109V98ZM112 97H113V95H112ZM199 97L200 96H198V99H197L198 102H199ZM201 97H202V95H201ZM201 97H200V99H201ZM203 97H202V99H203ZM215 97H216V94H215L214 98ZM55 98L57 99V97H55ZM214 98H213V100H214ZM217 98L219 99L218 96H217ZM48 99L46 98L47 102L51 101ZM53 99H52V101H53ZM98 99H100V97ZM102 99H100L99 101L102 102L101 101ZM106 99L108 101L107 97H106ZM160 99H161V96H160ZM231 99H233V98H231ZM204 100H202V101L204 102ZM215 100H217V99H215ZM105 101L106 100H104V102ZM145 101L146 100H144V102ZM189 101H190V99H189ZM209 101L205 103V107H207L206 104L210 105ZM44 102H45V100H44ZM47 102H45V103H47ZM54 102H55V100H54ZM100 102H98V103H100ZM144 102L141 103V105H144ZM198 102L196 101V103H198ZM203 102H200V105L199 104H197V105H199V107L201 108L202 105L204 106ZM45 103L43 104L44 106H45ZM50 103L52 104V102H50ZM154 103L155 104L157 103V105H155V106L157 109L156 110L157 121H158L159 127H160V125L166 119L167 114L168 115L171 114L168 111H171L173 109L172 108V102H168L165 99V101H157ZM58 105H56V106L59 107ZM107 105H109V102H107ZM123 105L121 106V108L123 107ZM141 105L139 104L138 106L140 107ZM145 105H146V103H145ZM92 106H94V108L96 110H98V108H99V111H96V113L97 112L100 113V111H102V112L104 111L103 112L104 115H103V113H102L103 116L100 115L101 113L98 114V115H100V116L97 115L99 118L98 119L94 118V121L92 119L91 120L88 119V117L86 115L87 113H88V115L90 113L92 114V109H90ZM115 106H116V104L114 105V107ZM130 106L131 105L128 106L129 109H132V107L130 108ZM135 106H137V105H135ZM38 107H40V106H38ZM52 107H54V104ZM52 107H50V108H52ZM61 107H59V108H61ZM109 107L110 106H107L108 110L111 109L112 106L110 108ZM196 107L198 108V106H196ZM205 107H203V109ZM209 107L210 106H208L206 109H208ZM200 108H198L196 110H199ZM210 108H209V110L212 111ZM19 109L21 110L20 113L17 112V110H19ZM122 109H120V110L122 111ZM206 109H205V111H206ZM57 110H59V109L57 108ZM90 110H91V112H90ZM143 110H145V109H143ZM240 110H242V109L240 108ZM46 111H49V110H46ZM50 111H51V113H53L54 109L53 110L50 109ZM44 112H45V110H44ZM150 112H152V111H150ZM180 112H181V110H180ZM208 113L206 112V115H208ZM211 113H213V111ZM211 113H209L210 118H212ZM44 114L49 115V113H44ZM56 114H58V113H56ZM56 114H55V116H56ZM174 115H175V113H174ZM97 116H95V117H97ZM128 117L129 116H127V118L124 120L127 121ZM49 118H50V116H49ZM121 118H125V116H123ZM130 119L132 121V118H130ZM174 120H175V118H174ZM167 121H168V119H167ZM208 121L210 122L208 117L204 116V112H203L202 123L208 122ZM165 122L166 121H164V123ZM125 123L126 122H124V124ZM168 123H169V121H168ZM174 123L178 124V122H175V121H174ZM126 124H129V123H126ZM131 124H132V122H131ZM197 124H199V123L197 122ZM197 124L196 125L193 124V125H195V127H197ZM205 126L209 127L207 125V123L205 124ZM121 127H123V124ZM153 127H152V129H153ZM207 127H205V128L207 129ZM123 128H125V126ZM155 128L156 127H154V130H153L154 132H155ZM125 129H127V128H125ZM168 129H169V127H168ZM127 130H129V129H127ZM129 131H131V130H129ZM129 131L127 133H129ZM199 131H200V129H199ZM160 132H161V130H160ZM162 132H166V131L164 130ZM209 132H210V127H209ZM124 133H126V132H124ZM153 133H151V134H153ZM212 133H214V132H212ZM194 134H196V132ZM162 135L163 134H160L161 138L163 137ZM211 135L213 136V134H211ZM211 135H209V139L212 140L213 137ZM150 136H152V135H150ZM174 136H176V135H174ZM191 136L193 138L195 135L194 136L190 135V137ZM204 136L202 135L200 137V141H202V138L204 140ZM153 137H154V134H153ZM156 137H158V136H156ZM183 137H186V136H183ZM163 138H165V137H163ZM170 138H172V136ZM174 138L175 137H173V139ZM192 138H190L189 140L193 141V143H192V146H193L194 140L196 139V136L194 137V139H192ZM205 138H208V137L205 136ZM137 139H138V141L140 140L138 143L143 142V141H141L143 139L145 141V138H143V139L137 138ZM137 139H136V141H137ZM165 139H167V138H165ZM167 140H169V139H167ZM178 140L180 142V139H178ZM206 140H208V139H206ZM206 140H205V143H206ZM211 140H208V141L211 142ZM255 140L253 139L254 144H256ZM160 141H158V144L161 145L162 143H160ZM171 141H167V143H166V142H164V139L162 140V142L165 144L164 146H165L166 150H164L162 148L159 149V147H155V148L159 149V151L162 150L161 155H160L162 158L164 157V158H166V160H170L169 163L167 161L168 164L162 163L164 166L170 164V167H167V169L165 167L166 170H169L168 168H172L173 165L176 166L175 162L178 161L176 156L178 155L177 157L180 159L179 156H181V153L184 152V151H182V152L179 151L180 154L176 155L175 153L178 151L176 150L175 147H177V146L175 145V147H173ZM152 142H151V144L153 145L154 143H152ZM168 142H170V143H168ZM213 142H214V140H213ZM138 143L137 144L135 143L136 146L139 145ZM173 143H174V140H173ZM205 143H204V145H205ZM156 144H157V142H156ZM168 144H170V146H172V149L173 148H175V149L170 150L171 147ZM166 145H168L169 148H167ZM197 145L200 146L201 144L197 143ZM211 145L212 144H210V146ZM136 146H134V147L136 148ZM139 146L142 147V144ZM178 147H179V145H178ZM150 149H152V148H150ZM192 149H194V148H191V150H190L191 154H187V153L185 154L188 158L189 157L192 158V155H193ZM133 150H135V149H133ZM255 150H253V151H255ZM137 152L140 153L141 151L139 150ZM164 152H165L166 157L162 155V154H164ZM173 152H175V153H173ZM202 152H205V151H202ZM125 153L128 156V160H126L127 156L124 157L126 155ZM241 153H243V151ZM244 153L241 154V156L244 155ZM247 154H249V153H247ZM203 155H204V157L206 155H208V156L204 158ZM238 155H239V153H238ZM139 156H140V154H139ZM230 156H232V155H229V157ZM235 156L236 155H234L233 157H235ZM125 160L127 161V163H125L126 162ZM161 160L164 161V159H161ZM181 161H183V160L180 159V162ZM190 161H191V159H190ZM171 162H173L172 165H171ZM214 164L216 165V167ZM154 165L156 166L157 163H155ZM156 167L158 169H156V170L154 169V171H153L154 173H152V176H151V174H150V176L148 175L149 180L143 176L144 182L142 181V183H140V184H144L145 181H146V184L149 183L150 179H152L151 177H153L155 175V172L157 170H158L157 172H159V170L164 169V168L159 169V167L161 168V165L156 166ZM208 167H211V171H210V168L208 169ZM126 169H125V171H126ZM259 169H261V170H259ZM120 170H122V169H120ZM166 170H164L163 172H165ZM127 171L125 172L124 177L122 175L124 173L123 171H122L123 173H121V175L120 174L118 175V173H117V177L120 176V178H117L116 175H114V177L117 178V181H119V179L121 180V182H124L127 180L126 183L127 182L130 183L134 177L133 178L131 177L132 180H130L131 178H129V177L131 175L129 177L126 176ZM135 171L131 172V170H130L128 172V174L133 173ZM208 171H210V172H208ZM160 174H162V173H160ZM156 175H158V173H156ZM110 176H112L111 178H113L114 180L111 181ZM260 176H262V175H260ZM121 177H123L122 178L123 180L121 179ZM126 177H128V178L125 179ZM143 177H142V179H143ZM154 178H157V177L154 176L152 180H155ZM139 179L135 178L134 183H132L133 182L132 181L130 184L129 183L128 184L132 185V186L134 184L138 185V182L141 181V178H139ZM218 180H219V183H221V184H218ZM263 180H264V178H263ZM117 181L115 180V182H117ZM111 184H113V183H111ZM123 184L125 186V183H123ZM128 184H126V185H128ZM153 184L154 183H152V185ZM128 186H125V187H127L128 189H130L132 187V186L131 187L130 186L128 187ZM252 187H254L255 189L257 188L255 193H253V191L250 192ZM101 189H102V187H101ZM216 189H217V191H216ZM81 190H79V191H81ZM86 190H87V188H86ZM221 190H219V191H221ZM82 191H84V190H82ZM93 191L95 192V190H93ZM88 192H90V190ZM96 192H98V191L96 190ZM68 194L65 193L64 196L68 195ZM216 195L220 196L221 194L219 192V194H216ZM60 200H62V199H60ZM191 200H193V199H191ZM170 201H173V200L171 199V200H169V202ZM55 202L54 203L58 204V205L64 204V202H61V201H58V202L55 201ZM73 202H76V201H73ZM65 203H68V202H65ZM71 203L72 202H70V204ZM171 203L173 204V202H171ZM210 203H212V204H210ZM36 204H37V206H36ZM175 204L176 203H174V206H175L174 208H176V206L178 207L179 204H177V205H175ZM46 206H48V205H46ZM172 207L173 206H171V208ZM52 208H54V207L52 206ZM12 209H14V210H12ZM178 210L179 209H177V212H179ZM11 211L13 212V214L11 213ZM171 212H172V210H171ZM173 212H175V211H173ZM183 212H185V211H183ZM10 214H8V216ZM181 214H182V217H184L183 213H181ZM11 216L9 218H11ZM185 216H186V218L188 217L187 215H185ZM192 216H194V214ZM175 217L178 218L179 216L177 217V215L175 213ZM191 218L192 219H190L188 217V219H190V221L192 220L191 222H193V217H191ZM178 219H180V217ZM178 219H177V221H178ZM180 221H181V219H180ZM249 224L252 225L251 226L252 229L250 228V226H248ZM255 225H256V223H255ZM191 227H192V225H191ZM255 227L258 229L257 226H255ZM205 228H207L209 231L205 230ZM183 230L187 231L188 229L187 230L186 229H180V231H182V233H183ZM258 230L260 232V228ZM180 231H178V232H180ZM259 232H257L256 235H254V238L256 236V239H258V237H259L258 233ZM262 232H260V233L262 234ZM182 233L180 232L178 234L182 235ZM186 233L187 232H185V234H184L185 236H186ZM187 237H188V235H187ZM248 237H250V236H248ZM252 240H253V238H252ZM255 242H256V240H255ZM255 242H253V244ZM263 242H264V240H263ZM182 243L184 244V242H182ZM247 243H245V246H247ZM261 244H262V242H261ZM256 245H257V243H256ZM185 249H187V248H185ZM242 250L245 251L244 254L247 257L245 255L243 256ZM225 252L223 253V251H222L221 253H223V255H225ZM249 252L247 254H249ZM217 254H219L220 258H218ZM260 255L261 254H258L256 257L252 258L249 263L255 262L256 259L260 257ZM215 257H217V259H215ZM223 262L227 263L226 260H223ZM261 262H260V264H261ZM218 263H221V261ZM218 263H216V264H218ZM224 263H222V264H224ZM232 263H233V260H232ZM236 263H238V261Z\"/></svg>","mask_w":264,"mask_h":264}]
</instances>
